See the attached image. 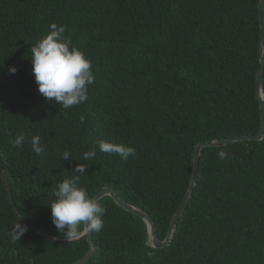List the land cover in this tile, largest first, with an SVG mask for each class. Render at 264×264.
I'll return each instance as SVG.
<instances>
[{
	"label": "trees",
	"instance_id": "16d2710c",
	"mask_svg": "<svg viewBox=\"0 0 264 264\" xmlns=\"http://www.w3.org/2000/svg\"><path fill=\"white\" fill-rule=\"evenodd\" d=\"M259 1L0 0V164L20 217L0 174V264H74L90 251L86 241L51 242L27 226L64 239L48 204L73 175L90 196L108 187L147 213L165 239L195 147L259 132ZM52 23L64 26L95 76L88 100L68 109L44 98L31 72V46ZM262 84L264 95V71ZM19 134L24 145L13 147ZM36 135L40 156L30 144ZM99 140L136 156L97 150L84 161ZM64 151L72 160H61ZM81 163L85 175L74 172ZM99 203L104 228L90 233L95 252L85 264H264V137L202 150L166 248H151L143 221L112 199ZM17 220L27 231L14 242Z\"/></svg>",
	"mask_w": 264,
	"mask_h": 264
},
{
	"label": "clouds",
	"instance_id": "9594fccd",
	"mask_svg": "<svg viewBox=\"0 0 264 264\" xmlns=\"http://www.w3.org/2000/svg\"><path fill=\"white\" fill-rule=\"evenodd\" d=\"M62 25L52 23L49 32L34 46H31V72L37 85V90L46 99L53 100L58 106L68 109L88 100L89 86L95 82L92 63L85 54L71 45L69 38L63 34ZM10 74H15L17 68L8 69ZM84 118H81V123ZM25 136L19 134L12 141L13 147H23ZM31 149L40 156L44 152L41 137L32 136ZM97 148L83 154L84 161L95 157L97 150L103 153L118 156L122 161L136 156V150L125 144H115L105 140L96 142ZM220 159H225L227 153H218ZM71 153L64 151L61 160H70ZM72 160V159H71ZM87 165L77 164L75 173L85 175ZM80 175L63 179L54 190L55 199L48 204L50 208L51 223L58 233L68 241H76L81 237L82 231L87 233H100L104 228L103 216L106 208L92 196L87 189L79 184ZM27 231L18 220L13 225L9 235L12 241L17 242Z\"/></svg>",
	"mask_w": 264,
	"mask_h": 264
},
{
	"label": "water",
	"instance_id": "95a60500",
	"mask_svg": "<svg viewBox=\"0 0 264 264\" xmlns=\"http://www.w3.org/2000/svg\"><path fill=\"white\" fill-rule=\"evenodd\" d=\"M258 11H259V26H260V44H259V69L257 70V73H256V97L258 100L259 112H260L259 132L254 136H248V137L247 136H240V137L236 136V137H232V138L224 139V140H215V141H211V142L200 143L195 147L194 154H193L192 170H191L189 187H188L187 192H186L181 204L179 205L176 213L173 215V217L170 221V225H169L165 239L163 241H161L158 238V235H157V232H156V229L154 226V222L152 221V219L150 218V216L147 213L143 212L142 210H140L138 208H135V207L127 204L126 202H124L123 200L118 198L112 189L105 187V188L101 189V191L94 196V198L98 202L105 197H109L110 199L113 200V202L118 207H120L124 211L140 218L146 226V230H147V234H148V245L153 249H163V248H166L167 246H169L171 243L173 234H174L175 229H176V222L178 221L180 216L183 214L186 206L188 205V203L192 197L193 188L195 186V175H196V172L198 170L199 159H200L202 150L206 147H211V148L224 147V146H226L228 144H232V143L261 141L264 137V95H263V84H262V76H263V71H264V0L259 1ZM0 174H1V178L3 181L4 187H5L7 194H8L9 201L12 205L13 212L20 219V217L17 213V209L14 205L12 194L10 191V187H9V184H8L6 178H5L4 171L2 169L1 164H0ZM27 226L34 233H36L37 235H39V236L43 237L44 239L49 240L51 242H55V243H59V244H75V243H78L80 241L88 242L90 245V251L83 258H81L80 260H78L74 264H85L88 260H90V258L92 257V255L95 252V247L91 241L90 233H87L86 231H82L81 237L79 239H77L76 241L68 242L65 239H57V238L50 237V236L44 234L43 232L35 229L34 227H32L29 224H27Z\"/></svg>",
	"mask_w": 264,
	"mask_h": 264
}]
</instances>
